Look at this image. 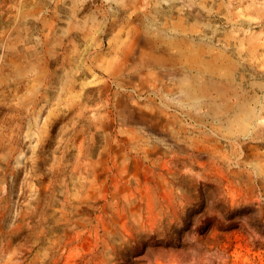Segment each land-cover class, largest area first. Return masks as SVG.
<instances>
[{
    "label": "rangeland",
    "instance_id": "1",
    "mask_svg": "<svg viewBox=\"0 0 264 264\" xmlns=\"http://www.w3.org/2000/svg\"><path fill=\"white\" fill-rule=\"evenodd\" d=\"M0 264H264V0H0Z\"/></svg>",
    "mask_w": 264,
    "mask_h": 264
}]
</instances>
